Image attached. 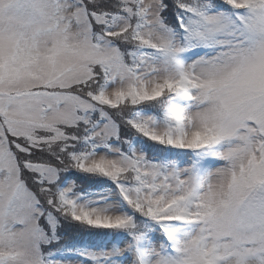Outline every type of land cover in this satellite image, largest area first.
Masks as SVG:
<instances>
[{
	"label": "snow or ice",
	"instance_id": "obj_1",
	"mask_svg": "<svg viewBox=\"0 0 264 264\" xmlns=\"http://www.w3.org/2000/svg\"><path fill=\"white\" fill-rule=\"evenodd\" d=\"M0 264H264V0H0Z\"/></svg>",
	"mask_w": 264,
	"mask_h": 264
}]
</instances>
